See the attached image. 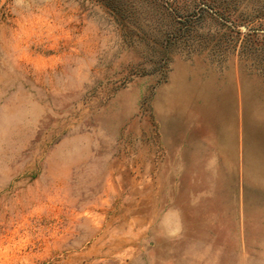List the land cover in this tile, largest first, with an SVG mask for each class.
<instances>
[{
    "label": "rangeland",
    "instance_id": "obj_1",
    "mask_svg": "<svg viewBox=\"0 0 264 264\" xmlns=\"http://www.w3.org/2000/svg\"><path fill=\"white\" fill-rule=\"evenodd\" d=\"M0 264H264V0H0Z\"/></svg>",
    "mask_w": 264,
    "mask_h": 264
}]
</instances>
